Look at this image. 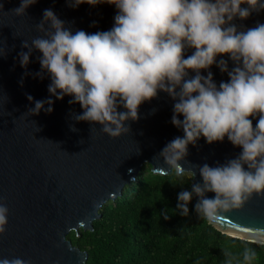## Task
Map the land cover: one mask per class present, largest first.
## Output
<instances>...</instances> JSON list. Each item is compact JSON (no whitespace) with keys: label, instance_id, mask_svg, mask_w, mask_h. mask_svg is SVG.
I'll return each instance as SVG.
<instances>
[{"label":"clouds","instance_id":"1","mask_svg":"<svg viewBox=\"0 0 264 264\" xmlns=\"http://www.w3.org/2000/svg\"><path fill=\"white\" fill-rule=\"evenodd\" d=\"M35 3L37 0H21L13 13L22 17ZM67 3L72 8L108 4L117 11L110 30L92 34L83 30L73 34L51 9L44 11L36 25L41 35L31 40V46L24 41L22 48L28 51L19 57L21 67L26 68L33 49L42 54L39 63L42 73L50 77V96L56 100L72 97L69 103H78L82 109L76 121L98 124L101 134L114 140L130 132L126 122L138 120L143 103L166 93L174 101L171 123L182 129L183 137L174 138L154 158L157 165L162 158L168 170L157 167L153 174L174 172L178 178L192 180L197 166L185 168L181 162L187 163L188 146H195L201 137L208 144L227 137L234 147L242 149L238 157L223 165L198 167L202 184L178 194L180 215H188V204L195 195L199 198L196 213L208 224L218 225L226 213L243 208L254 195L264 197V24L245 29L236 23L264 11V0ZM228 60L233 64L231 70ZM214 65L227 74V82L217 86L210 71ZM45 103L51 113L52 99L36 101L30 113L39 114ZM120 108L123 111H118ZM256 117L259 119L253 127ZM206 193H214V198H206ZM8 211L0 201V234H5ZM164 219H168L167 214ZM242 231L246 235L234 238L264 248V229ZM223 255L225 264H254L258 259L257 251L248 246L243 249L242 261L228 249ZM0 264L27 262L15 258L0 260Z\"/></svg>","mask_w":264,"mask_h":264},{"label":"water","instance_id":"2","mask_svg":"<svg viewBox=\"0 0 264 264\" xmlns=\"http://www.w3.org/2000/svg\"><path fill=\"white\" fill-rule=\"evenodd\" d=\"M20 2L0 0V201L9 210L5 234H0V260L82 264L86 252L72 246L66 236L73 232L78 238L79 228L90 230L91 222L99 217L97 210L120 194L142 164L149 165L152 172L157 167L167 171L163 159L157 165L154 158L174 138L183 137V131L172 125L174 101L163 92L143 103L138 120L126 122L130 132L114 140L101 134L98 124L77 122L75 117L82 109L78 103H69L72 97L56 100L50 96L51 80L41 71V53L33 49L28 65L21 67L19 54L28 51L22 43L31 46V40L41 35L36 25L46 9L73 34L77 30L89 34L110 30L117 10L108 4L72 8L67 0H37L18 17L13 10ZM236 23L245 29L264 24V11ZM228 66L229 70L233 67L230 60ZM210 71L217 86L227 82V74L215 65ZM48 99L53 100L51 113L46 111V103L39 114L30 113L36 101ZM258 119L252 120L253 127ZM241 151L227 137L212 144L201 137L195 146L189 145L187 163H181L185 168L197 166L190 191L194 184H202L199 166L223 165ZM214 195L205 194L209 199ZM192 198L198 202V197ZM210 226L222 234L231 233L227 235L231 238L246 235L243 229H264V197L254 195L243 208L226 213L220 224Z\"/></svg>","mask_w":264,"mask_h":264},{"label":"trees","instance_id":"3","mask_svg":"<svg viewBox=\"0 0 264 264\" xmlns=\"http://www.w3.org/2000/svg\"><path fill=\"white\" fill-rule=\"evenodd\" d=\"M189 183L174 172L153 174L142 164L120 194L97 210L90 230L79 228L78 238L70 232L66 239L86 252L82 264H225V249L242 261L245 246L257 251L254 264H264V248L212 228L196 213L193 198L188 215H180L178 194L191 192Z\"/></svg>","mask_w":264,"mask_h":264}]
</instances>
